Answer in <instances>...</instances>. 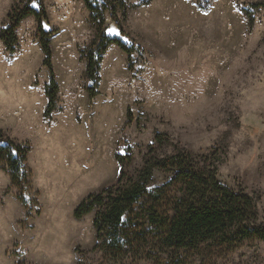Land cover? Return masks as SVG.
I'll list each match as a JSON object with an SVG mask.
<instances>
[{"label": "rangeland", "instance_id": "obj_1", "mask_svg": "<svg viewBox=\"0 0 264 264\" xmlns=\"http://www.w3.org/2000/svg\"><path fill=\"white\" fill-rule=\"evenodd\" d=\"M92 2L101 17L84 0H0V34L34 4L52 33L51 69L34 15L15 28L12 50L0 36V139L27 150L29 172L20 184L0 164V264H178L167 254L111 260L95 248L98 208L74 214L121 171L178 150L207 156L221 181L254 197L264 222V0ZM103 38H120L131 53L108 43L96 84L87 54ZM51 71L58 91L48 110ZM170 176L154 168L146 186ZM178 186L168 185L170 198ZM188 255L185 264H264V240Z\"/></svg>", "mask_w": 264, "mask_h": 264}, {"label": "trees", "instance_id": "obj_2", "mask_svg": "<svg viewBox=\"0 0 264 264\" xmlns=\"http://www.w3.org/2000/svg\"><path fill=\"white\" fill-rule=\"evenodd\" d=\"M87 8L101 17L102 13L92 0H84ZM108 7V6H106ZM112 9V8H111ZM27 15H34L38 22L40 45L44 52V64L51 69V31L43 28L47 15L40 6H25L18 10L13 21L1 31L6 47L12 50L16 41L15 28ZM110 42L117 43L125 52L131 48L120 38H103L98 51L87 54V74L97 84L99 61L103 48ZM92 96L97 90L89 88ZM58 85L51 71L46 94L49 108H53ZM27 150L14 141L0 139V164L9 171L14 182L26 184L29 178L26 160ZM198 161L189 152L146 158L144 165L133 175L121 171L115 185L101 188L89 194L75 208L77 218L96 208L93 225L96 231L95 248L111 260L129 255L150 260H160L161 255L187 263L191 252L201 249L234 251L245 239L264 240V222H259L254 197L244 189H234L221 181L218 168L202 156ZM120 162L123 158L119 157ZM154 168L169 171L168 183L149 190ZM168 185H179L178 194L169 197ZM139 206L140 210L135 211Z\"/></svg>", "mask_w": 264, "mask_h": 264}, {"label": "snow or ice", "instance_id": "obj_3", "mask_svg": "<svg viewBox=\"0 0 264 264\" xmlns=\"http://www.w3.org/2000/svg\"><path fill=\"white\" fill-rule=\"evenodd\" d=\"M34 6L38 8L39 7V4H34ZM45 26L47 27V25H45ZM109 31L111 33H113V34L119 35V32L116 29H110Z\"/></svg>", "mask_w": 264, "mask_h": 264}]
</instances>
